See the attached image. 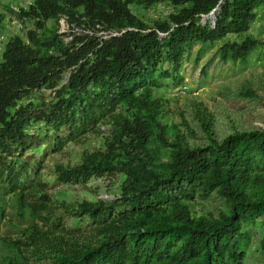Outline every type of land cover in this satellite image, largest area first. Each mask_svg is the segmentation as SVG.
Returning <instances> with one entry per match:
<instances>
[{"label": "trees", "instance_id": "obj_1", "mask_svg": "<svg viewBox=\"0 0 264 264\" xmlns=\"http://www.w3.org/2000/svg\"><path fill=\"white\" fill-rule=\"evenodd\" d=\"M260 1L33 0L19 7L18 16L33 27L10 36L0 51V158H11L0 162L7 184L0 186V212L3 194L11 192L15 217L25 225L20 237L0 239V263L245 264L246 227L264 214V129H234L219 140L213 113L194 101L193 115L208 143L191 145L148 81L160 60L177 65L194 43L247 32ZM128 3H167L174 11L150 25ZM213 10L215 23H202ZM61 17L70 41L59 32ZM3 20L0 13V36ZM257 44L250 37L227 40L220 53L237 61ZM40 90H50L52 98L19 104ZM243 93L264 105L255 91ZM35 124L77 145L90 135L99 138L96 147L83 149L78 163L54 166L58 184L120 174L119 195L112 202L66 203L52 200L43 186L17 185L9 174L21 175L14 158L39 144L28 131ZM198 192H215L227 210L196 216L190 203ZM64 216L78 226L66 228Z\"/></svg>", "mask_w": 264, "mask_h": 264}, {"label": "rangeland", "instance_id": "obj_2", "mask_svg": "<svg viewBox=\"0 0 264 264\" xmlns=\"http://www.w3.org/2000/svg\"><path fill=\"white\" fill-rule=\"evenodd\" d=\"M33 0H0V13L4 16L0 36V51L6 40L15 34L25 35L26 30L32 28L30 20L18 16L19 7H26ZM131 11L142 21L150 25L156 19H164L174 8L167 3H157L145 8L140 5L128 3ZM255 18L250 22L249 29L241 36L228 35L225 39L211 44L194 43L182 54L180 62L175 65L167 59L158 63L155 78L148 83L155 88L154 94L167 101L168 108L175 113L173 121L185 130L187 140L191 145H205L208 139L197 123L192 105L194 101L202 102L213 113L214 131L217 139L221 140L234 129L248 130L251 128L264 129V105L256 97L245 95L243 90L249 88L259 94L264 101V0L254 10ZM201 18V22L205 23ZM48 24H51L49 22ZM65 41H70L69 27L66 28ZM74 34L81 31L73 28ZM98 36L106 38V33L98 32ZM109 37V36H108ZM250 37L258 41L257 46L245 59L234 61L223 58L220 47L227 40L241 41ZM67 75H65V79ZM53 93L50 90H40L32 93L29 99L19 102L24 105L28 100L38 102L50 100ZM179 113H182L188 127H184ZM36 141L37 146L24 152L19 158H14L15 169H20L21 175L16 177L17 185H24L26 189L34 186L46 188V193L54 201L75 203L82 199L112 202L119 195V185L123 177L118 174H104L92 176L84 184L70 181L58 184L55 181L54 166L56 164L78 163L83 149L93 148L99 144V138L89 137L84 144H73L66 138L54 139L52 133L44 126L35 124L28 129ZM101 131L107 132L106 126ZM167 156L165 150L162 151ZM10 157L0 158V162H8ZM9 178V179H10ZM0 178V186H6ZM4 203L0 212V239L3 237L18 238L24 223L17 221L15 210L12 208V193L3 194ZM190 208L193 213L206 215L208 213L218 216L220 210L226 211L225 200L215 192L204 196L201 192L196 197ZM61 214L60 209H56ZM55 214V208L53 209ZM66 228L76 227L79 222L69 216L63 220ZM246 230L249 240L242 250L246 253L245 264H264V245L261 243L264 234V214H259L248 224ZM3 253L0 248V255ZM33 264H49V261ZM2 264V263H0Z\"/></svg>", "mask_w": 264, "mask_h": 264}, {"label": "built area", "instance_id": "obj_3", "mask_svg": "<svg viewBox=\"0 0 264 264\" xmlns=\"http://www.w3.org/2000/svg\"><path fill=\"white\" fill-rule=\"evenodd\" d=\"M68 27L69 26H68V24L66 22V19L63 18V17H61L59 19V32L65 33L67 31L66 28H68ZM112 34L113 35H116L117 33H112ZM159 36H160V38H165V37H167V33H161V34H159Z\"/></svg>", "mask_w": 264, "mask_h": 264}, {"label": "water", "instance_id": "obj_4", "mask_svg": "<svg viewBox=\"0 0 264 264\" xmlns=\"http://www.w3.org/2000/svg\"><path fill=\"white\" fill-rule=\"evenodd\" d=\"M215 10L211 11L208 15L205 16V18H203V21H206L207 19H209L210 21H212V23H215Z\"/></svg>", "mask_w": 264, "mask_h": 264}]
</instances>
